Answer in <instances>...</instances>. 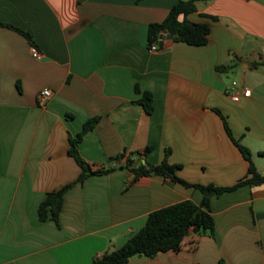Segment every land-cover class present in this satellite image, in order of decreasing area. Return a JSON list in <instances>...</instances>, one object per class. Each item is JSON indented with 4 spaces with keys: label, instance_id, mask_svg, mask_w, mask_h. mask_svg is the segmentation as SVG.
Instances as JSON below:
<instances>
[{
    "label": "crops",
    "instance_id": "obj_1",
    "mask_svg": "<svg viewBox=\"0 0 264 264\" xmlns=\"http://www.w3.org/2000/svg\"><path fill=\"white\" fill-rule=\"evenodd\" d=\"M177 1L0 0V264H93L150 211L200 203L197 188L169 177L134 178L127 159L156 164L168 149L184 181L234 184L247 161L214 109L264 173V0H195L185 19L208 24L207 42L172 37L151 50L148 25ZM2 24L26 31L34 44ZM232 62L241 69L233 87ZM43 88L51 94L39 104ZM144 91L150 113L139 101ZM93 116L77 151L92 169L110 170L75 182L80 167L69 137ZM71 183L57 223L39 220L46 193ZM209 207L212 235L189 229L178 250L119 264H264V182L212 195Z\"/></svg>",
    "mask_w": 264,
    "mask_h": 264
},
{
    "label": "trees",
    "instance_id": "obj_2",
    "mask_svg": "<svg viewBox=\"0 0 264 264\" xmlns=\"http://www.w3.org/2000/svg\"><path fill=\"white\" fill-rule=\"evenodd\" d=\"M139 1V0H135ZM195 10V0H178L174 3L166 16L161 22L151 23L148 25L147 38L151 44L160 38L163 31L173 34L175 41H182L190 45H203L207 42L209 26L204 22H188L185 15ZM182 15V19L179 16ZM211 19H216L215 16L209 15ZM23 35L27 41L34 44L30 34L26 31L9 25L2 24ZM159 42V41H157ZM260 63L264 64V60ZM147 113L153 109L151 104V94L144 91L139 100ZM222 118L225 130L233 143L238 148L242 157L247 161V171L245 176L238 179L230 186H215L212 184H191L175 174V168L179 165L170 164L166 160V155L169 150H165V155L159 163L150 164L147 162L139 163L137 166H132L130 159L126 160L125 167L134 174V178L141 175H161L169 177L176 183L186 187L197 188L202 198L200 203L196 204L190 199H184L157 209L150 211L147 214L144 224L133 233L120 247L103 252L93 260V264H119L125 262L130 256L140 254L147 257L155 256L160 252L167 250H178L181 241L187 231L192 229L198 233L206 232L209 235L213 234V217L210 212L209 198L212 195H219L225 191H231L241 185H258L264 182V173L256 170L255 165L251 160L250 150L235 139L227 124L225 117L214 109ZM98 116L88 118L81 127V130L73 137H69L68 153L73 157L75 162L80 167V173L76 181H83L87 176L92 174H101L110 170L107 169H92L85 162L77 151V143L82 135L93 127ZM149 146L144 148V152H148ZM122 154L111 157V160L120 158ZM72 186L67 184L59 189L52 190L46 193L43 201L38 207L39 220H44L49 217L57 223L58 215L61 210L63 194Z\"/></svg>",
    "mask_w": 264,
    "mask_h": 264
},
{
    "label": "built area",
    "instance_id": "obj_3",
    "mask_svg": "<svg viewBox=\"0 0 264 264\" xmlns=\"http://www.w3.org/2000/svg\"><path fill=\"white\" fill-rule=\"evenodd\" d=\"M159 40H160V38L157 41H159ZM157 41H154V42L151 43V45L149 47L151 50H155L158 47V42ZM31 53L35 57L38 56V51L34 47H31ZM235 85H236V82L232 81L230 86L233 87ZM226 91H227V93H229L228 88H226ZM248 92H249V90L247 88H243L242 89V94L243 95H247ZM50 94H51V92H50V90L48 88L41 89L38 92V94H37L38 103L39 104H43L45 102V100L49 98ZM238 96H239V92H235V93L230 94V98L232 100H237Z\"/></svg>",
    "mask_w": 264,
    "mask_h": 264
},
{
    "label": "rangeland",
    "instance_id": "obj_4",
    "mask_svg": "<svg viewBox=\"0 0 264 264\" xmlns=\"http://www.w3.org/2000/svg\"><path fill=\"white\" fill-rule=\"evenodd\" d=\"M260 53H262V52H260ZM261 55H264V54H261ZM226 80L228 83H230V85H231L232 80L235 81L236 83H239L241 81V69H240V67H237L236 64H233V62H232V65L230 66V69L227 71ZM251 159H252V155H251ZM253 159L255 161H258L259 158L253 156Z\"/></svg>",
    "mask_w": 264,
    "mask_h": 264
},
{
    "label": "water",
    "instance_id": "obj_5",
    "mask_svg": "<svg viewBox=\"0 0 264 264\" xmlns=\"http://www.w3.org/2000/svg\"><path fill=\"white\" fill-rule=\"evenodd\" d=\"M173 36H174L173 34L168 33V32H166V31H163V32L160 34V40H159L158 44H161L163 39H170V38H172Z\"/></svg>",
    "mask_w": 264,
    "mask_h": 264
}]
</instances>
